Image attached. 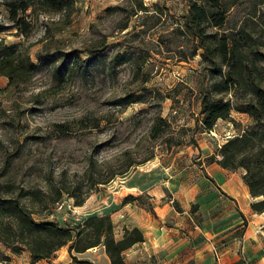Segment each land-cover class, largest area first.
I'll list each match as a JSON object with an SVG mask.
<instances>
[{"label":"rangeland","instance_id":"obj_1","mask_svg":"<svg viewBox=\"0 0 264 264\" xmlns=\"http://www.w3.org/2000/svg\"><path fill=\"white\" fill-rule=\"evenodd\" d=\"M226 1L231 7L224 30L244 27L264 55V0ZM189 4L75 0L69 13L29 10L23 32L0 8V43L18 45L39 66L18 87L8 89L9 79L0 77V197L19 198L37 221L63 227L110 216L117 239L124 228H134L128 221L134 213L148 224L164 215L163 235L179 243L172 254L178 261L200 264V251L213 245L205 254L220 262L236 242L237 264L255 263L242 246L249 223L225 193L226 184L246 186L244 170L224 169L217 161L227 140L257 124L233 111L232 121L219 120L212 130L202 127L201 98L211 79L202 50L192 57L195 40L183 33ZM141 5L147 11L136 14ZM125 25L129 28L122 31ZM128 99L137 103L127 105ZM245 100L239 94V102ZM156 124L160 137L152 131ZM213 165L226 172L217 173ZM61 192L62 199L53 203ZM80 200L83 206L76 205ZM259 235L264 251V234ZM93 249L78 257L101 264ZM25 252L16 255L0 242V264L31 263ZM172 255L146 249L129 258L125 253V259L164 264ZM47 263L72 264L68 248Z\"/></svg>","mask_w":264,"mask_h":264},{"label":"trees","instance_id":"obj_2","mask_svg":"<svg viewBox=\"0 0 264 264\" xmlns=\"http://www.w3.org/2000/svg\"><path fill=\"white\" fill-rule=\"evenodd\" d=\"M189 12L185 18L183 33L193 37L196 43L195 57L202 50V64L208 71L211 85L201 98L202 127L212 130L219 120H231L233 111L249 115L257 124L252 130L237 134L222 146L221 159L217 161L224 169H243V181L255 200L251 205L256 214L264 213V55L255 50L252 35L242 27L239 31L224 30L230 5L226 0H189ZM264 5V1L262 2ZM75 0H7L0 2L5 7L8 19L23 32L27 22L23 18L29 10L41 9L46 13H69ZM147 11L141 5L139 12ZM25 25V26H24ZM129 28L125 25L122 31ZM210 29H216L210 33ZM28 52L18 45L0 43V77L9 79L8 89L17 87L34 76L38 70ZM243 93L245 102H239ZM232 99H227L228 96ZM218 96H221L218 98ZM129 100V99H128ZM228 100V101H225ZM137 103L127 101V105ZM159 121L168 125L167 120ZM154 137H160L161 125L153 126ZM153 156L139 163L130 164L120 175L126 174L135 165H142ZM105 182H94L107 185ZM61 192L53 203L62 199ZM127 198L125 202L129 201ZM84 200L76 203L83 206ZM46 207V206H45ZM46 209V208H44ZM48 209V208H47ZM34 212L19 198L0 197V242L18 255L30 253V264L50 261L56 252L68 248L72 264H94L78 255L88 250L103 247L111 264H129L125 253L145 242L143 231L137 227L124 228L123 236L117 239L110 216H92L83 223L63 227L56 222L34 218Z\"/></svg>","mask_w":264,"mask_h":264},{"label":"crops","instance_id":"obj_3","mask_svg":"<svg viewBox=\"0 0 264 264\" xmlns=\"http://www.w3.org/2000/svg\"><path fill=\"white\" fill-rule=\"evenodd\" d=\"M211 169L216 170L217 173H225L226 171L222 170L218 166H211ZM225 193L235 202L236 206L239 208V216L242 215L244 218L247 219L249 225L246 229V235L244 237V242H242L243 249L246 250L247 253H244L245 257L248 259V261H255L254 264H264V251H262V248L259 245V233L264 234L263 231V225L264 220L262 217H264V214L258 215L254 214L251 210V204H252V197L250 196L249 189L247 186H243L237 182L236 188L235 187H228L226 184V190ZM123 213V211H120L118 214ZM160 220H155L153 223H147L144 219L140 217L139 214L134 213L133 218L130 217L128 221L134 223L133 227H137L141 229L145 235V242L141 243V247L137 250L134 248V251L130 249L128 252H126L127 258L131 257L137 251L141 250H148L149 253L154 251V254H157V251H168L170 255H172L179 246L178 242H174L173 240H170L166 235H163V229L161 227V224L164 222L163 219H165V216H160ZM233 217H236L234 214ZM128 223V222H125ZM255 242V243H254ZM202 240H200V249L203 247ZM135 247V246H134ZM214 246L209 245L207 248L200 251V264H237L241 258L237 254V247L239 248V243L234 242L233 244L229 245L226 248V251L223 254L222 259L220 262H216L212 253H206L207 250H212ZM242 249V250H243ZM243 250V252L245 251ZM94 252H99L102 261L101 264H111L109 258L105 254V250L103 247L95 248L93 249ZM28 253H24V256L26 259H28L29 256ZM86 253L82 254L81 257H85ZM80 257V256H79ZM85 259V258H83ZM90 260V259H88ZM91 261V260H90ZM30 264V263H28ZM35 264H48L47 261H40ZM164 264H188V259H181L180 261L177 260L176 257L173 255L171 256V259ZM194 264V263H193ZM195 264H199V261Z\"/></svg>","mask_w":264,"mask_h":264}]
</instances>
